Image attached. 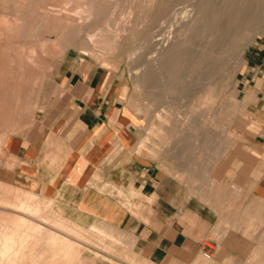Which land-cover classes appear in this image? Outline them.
Wrapping results in <instances>:
<instances>
[{
	"label": "crops",
	"instance_id": "1",
	"mask_svg": "<svg viewBox=\"0 0 264 264\" xmlns=\"http://www.w3.org/2000/svg\"><path fill=\"white\" fill-rule=\"evenodd\" d=\"M56 85L21 130H0V183L81 228L117 229L149 264H264V124L227 149L216 186L192 192L146 143L121 74L64 57Z\"/></svg>",
	"mask_w": 264,
	"mask_h": 264
},
{
	"label": "rangeland",
	"instance_id": "2",
	"mask_svg": "<svg viewBox=\"0 0 264 264\" xmlns=\"http://www.w3.org/2000/svg\"><path fill=\"white\" fill-rule=\"evenodd\" d=\"M21 1L26 5V16L23 18L27 25L25 39L21 38L20 34H13L10 36L12 38L5 36L13 23L9 18L0 19V50L3 54L9 50L11 57L15 58L17 63L12 62L13 66L16 63L13 67L14 74L20 71L21 64H27L26 77L24 75L26 79L22 80L23 84L20 82L23 86L18 84L20 88L16 87L17 81L11 78L14 74L10 73V59L1 58L4 65L0 66V130H21L24 122L37 109L51 102L53 94L58 93L56 76L64 57L82 58L101 64L125 78L130 95L129 102L144 127L146 143L152 148L164 169L185 182L192 192L216 186V177L220 174H216V171L223 166L227 149L236 142L246 140L248 131L256 128L259 123L264 124V83H260L258 79L254 80L253 74L258 68L262 70L259 76L264 74V0H253L251 3V12L262 14L259 20L257 19L259 24L257 23L256 30L253 29L240 41V47L244 49L243 58H238L234 69L226 72L223 84L213 92L212 98H206L205 103L202 97L208 96V92L200 93V97L192 96L182 90L181 83V86L176 84V89L171 92L160 74L162 69L155 64L161 48L152 47L147 33L156 29L157 22L164 27L162 33L168 30L165 26L166 18H159L154 14L160 0ZM206 1H211L219 7L226 4V0H180L174 8L182 7L187 21H199L201 24L204 14L202 8ZM35 5L40 6V9L43 7L44 10L62 11L63 14L65 12L76 24H85L87 29L83 28L84 31L68 41L65 35L47 28L38 13L33 12ZM0 11L6 12V9L0 7ZM11 33L13 32L10 31ZM78 37L84 41L92 37V43H81ZM164 46H167L166 42ZM14 53L18 55L17 58ZM150 69L156 79L158 78L157 83L150 84L143 79ZM12 85L16 89H12ZM247 91L253 92L250 99L245 96ZM181 93L183 95H180ZM197 99L201 101L198 102ZM158 104H161L160 110L164 109L160 117L156 116ZM192 120L195 123L197 121V128L193 130L190 127L194 122ZM26 193L32 192L21 186L0 183V229L11 228L12 218L23 216L59 232L58 226L53 222L57 213L49 204V200L32 193L33 200L44 201L51 206L50 208L47 205L41 214L24 211L15 206L20 198L26 197ZM96 225L98 228H82L78 234L64 230V233H68L65 236L80 247L81 252L75 264H149L133 251L132 240L128 236L108 225ZM261 248L264 250V244L255 246V250ZM11 256H15L14 252L4 256L0 254V264H30L26 257L17 256L12 263L9 259ZM252 261L255 264V257Z\"/></svg>",
	"mask_w": 264,
	"mask_h": 264
},
{
	"label": "bare ground",
	"instance_id": "3",
	"mask_svg": "<svg viewBox=\"0 0 264 264\" xmlns=\"http://www.w3.org/2000/svg\"><path fill=\"white\" fill-rule=\"evenodd\" d=\"M1 1L2 0H0V7L5 8L6 12L0 11V19L4 17L9 18L13 23L10 27V30L4 35L10 37L13 34L14 36L15 34H17L16 36L20 34L21 38L25 39L27 25L26 20H23V18L26 16V5L24 1ZM252 1L253 0H226V4L224 7H219L217 5H214L211 1H206L202 8L204 14L202 15V22L200 21V24L198 23L199 21H187V19H185V16L183 15L184 12L182 7H180V9L174 8V6L177 5L180 0H160L154 14H157L159 18H166L165 26L168 27V30L166 29V33L165 31L164 33H162L164 27L160 22H157L155 25L156 29L147 33V36L152 47L161 48L158 51V55L156 58L157 63L155 64H158L159 68L162 69L160 74H162L163 77H161L165 79V84L171 92L176 89V84L179 83L180 85L181 83V85H183V88H181L182 90H185L184 92H186V94H191L192 96L198 95V97H200L202 93L206 94V92H208V96L205 95L204 97H202L204 98V100H202L204 103L206 102V98H212V96L214 95L213 92H216V90L223 84L226 72L234 69L238 58H243L242 55L244 49L243 47H240V41L246 38V36H248L253 29L256 30L255 28L259 24L258 18L262 13L259 14L258 12H251V3H253ZM37 3L38 2H36V4ZM58 5L60 4L58 3ZM262 6L264 8V5ZM39 7L40 6L35 5L33 7V12L36 11L38 13V17L46 24L47 28L53 29L55 31H58L60 34L65 35V39H67L68 41L73 40V37L75 35L78 36L79 32L87 29H85V24H83L84 26L82 24H76L74 20H72V18L65 15V12L63 14L61 13L62 11L60 12L53 10H44L42 9L43 7L41 9ZM10 31H12L13 33L10 34ZM10 38L8 39L11 40ZM90 38L92 37H89V39L84 41L82 40V38L78 37V40H80L79 42L88 45L91 41ZM75 39L77 40V38ZM165 42L167 44L166 47L164 46ZM152 47L150 48L153 49ZM1 50L0 66L4 65V63H2L3 59L1 60V58L5 57L6 60L10 59V73L14 74L13 67L17 63L14 60L15 58L11 57L12 53L10 52L9 54V50H7L4 54ZM23 51L20 52L24 53ZM44 51L47 52L46 49ZM17 56L18 55H16V58ZM20 57L22 56L20 55ZM24 59H26V57ZM30 59L32 60V58ZM14 61L16 63L13 66L12 62ZM26 65V63L21 64V66L18 65L20 71H17V74H14V77H11L13 80L15 79L17 81V85L21 84L20 82H22L23 79H26L24 78V75L26 77ZM156 71L158 72V70ZM143 79L148 83L153 84L155 82L157 83L158 78L156 79V76L150 69L146 76H143ZM160 84H162V82ZM17 85L16 87L20 86ZM14 87L13 85L11 86L12 89H16ZM169 95L170 94H168L167 96ZM180 95L183 94L181 93ZM200 101L198 100V102ZM160 105L161 104H158L156 108L157 117H160L161 112H163L164 110L159 109ZM190 127L192 128V130L197 128V121L196 123L195 121L192 122L190 124ZM33 199V194L26 193V197L22 199L20 198L15 206L19 209H24V211L28 210L33 213H40L44 211L43 209L47 207V205H51V203H49V205L47 202L35 201ZM12 222L13 225L11 228L5 227L3 230L0 229V254L4 256L14 252L15 256L9 257L12 263L15 262L16 256L20 258L26 257V259L29 260L30 264H75L74 262L78 260L79 252H81L80 247L77 243L65 236L68 233H64V230L66 232L68 231L71 234H78L81 233L79 231L82 228L63 218L59 214H57V218H55L53 222H55V225L58 226L57 231H59L60 233L54 231L53 229L46 228L41 224L33 222L31 219L25 218L23 216L13 217ZM92 227H94V229L98 228L97 225H93Z\"/></svg>",
	"mask_w": 264,
	"mask_h": 264
}]
</instances>
